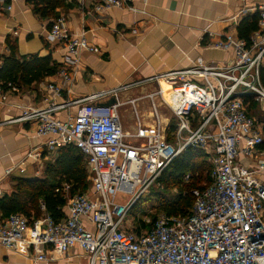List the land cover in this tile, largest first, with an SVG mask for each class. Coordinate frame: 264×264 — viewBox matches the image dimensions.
Instances as JSON below:
<instances>
[{"label":"built area","instance_id":"1","mask_svg":"<svg viewBox=\"0 0 264 264\" xmlns=\"http://www.w3.org/2000/svg\"><path fill=\"white\" fill-rule=\"evenodd\" d=\"M130 1L102 0L94 8L124 7ZM259 17L260 29L251 45L232 35L215 43L234 49L230 63L219 65L197 58L192 67L146 80L157 85L145 95L154 112L155 124L150 129L139 121L137 132L127 134L120 104L99 103L117 96L119 88L63 104L23 107L11 121L35 123L37 134L47 137L51 151L69 144L79 148L92 189L69 196L68 213L58 221L46 215L30 223L21 213L10 214L0 221V244L13 250L20 245L32 247L35 264L55 260L52 252L64 254L74 246L83 249L90 264H264V182L257 178L264 173V160L256 167L239 161L240 156L264 154L261 127L247 112L243 97L252 94L264 102V5ZM48 39L64 46L72 64H77L83 50H96L83 33L69 30L63 16L52 23ZM60 73L65 82L70 80L66 69ZM130 86L134 84L123 89ZM48 88L60 92L57 85ZM3 95L0 84V102ZM159 102L176 119V141L167 138ZM69 104L78 107L75 116L62 120L54 115ZM130 136L143 140L131 143ZM188 147L204 150L212 166L210 184L192 189L195 202L190 213L161 214L148 229H131L127 216L138 192L149 189ZM12 171L8 169L7 174ZM3 194L0 177V197Z\"/></svg>","mask_w":264,"mask_h":264},{"label":"crops","instance_id":"2","mask_svg":"<svg viewBox=\"0 0 264 264\" xmlns=\"http://www.w3.org/2000/svg\"><path fill=\"white\" fill-rule=\"evenodd\" d=\"M101 1H0L1 63L4 56L14 55L19 59L38 56L50 57L52 64L58 67L56 73L30 84L9 82L4 87L0 80L4 90L0 102L3 196L13 192V179L16 177H44L46 164L55 160L59 150H49L47 137L37 134L35 123L11 121L20 115L23 107L63 104L97 91L119 88L117 96L105 97L99 103L107 104L109 99L116 98L112 104H120L119 113L127 134L137 132L139 121L150 129L155 124L154 112L151 101L145 95L155 90L157 85L146 80L169 70L192 67L197 58L219 65L230 63L234 58V49L217 47L215 43L232 35L251 45L260 29L259 8L264 5V0H132L124 7L97 11L94 7ZM59 16L66 19L72 33H83L96 47L94 52L83 50L77 56V64L71 63V57L62 44L48 39L52 23ZM247 17H258V28L252 31L249 40L241 37L238 30L241 21ZM63 69L70 74L68 82L60 73ZM261 77L264 83V67ZM49 84L59 86L60 92L48 88ZM127 84L134 86L123 89ZM251 97L246 104L247 112L257 120L264 136V102L253 95ZM131 99H136V102L131 103ZM77 108L69 104L54 115L66 120L76 115ZM158 109L166 126L167 138L176 141L175 117L161 103ZM127 140L141 143L143 139L130 136ZM261 160H264V154L239 158L241 163L252 167H256ZM10 168L13 171L7 174ZM90 183L87 191L92 189L91 180ZM71 186L66 182L62 188L68 199ZM40 207L41 216L35 220L49 215L43 201H40ZM65 212L64 217L68 213L67 204ZM4 218L6 215L0 207V221ZM86 224L93 228L90 222ZM46 251L51 252L48 248ZM51 254H55V260L38 264H90L80 246H74L64 254ZM33 255L32 247L20 245L13 250L0 244V264H35Z\"/></svg>","mask_w":264,"mask_h":264},{"label":"trees","instance_id":"3","mask_svg":"<svg viewBox=\"0 0 264 264\" xmlns=\"http://www.w3.org/2000/svg\"><path fill=\"white\" fill-rule=\"evenodd\" d=\"M48 2V0H43ZM50 4V2H49ZM258 28V17L244 18L239 27V35L249 40L252 31ZM58 67L52 64L50 57L32 56L19 59L14 55L2 58L0 80L6 84H30L35 80L56 73ZM252 94H245L247 104ZM248 110V108H247ZM257 121V120H256ZM212 166L208 154L199 148L188 147L177 156L163 171L159 182L165 187L170 183L177 186L179 194L169 206V215H188L194 205V188H204L211 182ZM89 169L82 151L75 145H63L53 162H48L42 178H14V190L10 195L0 198L3 214L25 215L29 222L41 216L40 201L45 204L47 214L54 220L62 219L66 212L68 198L63 191L66 182L72 184L70 195L82 193L90 188ZM190 177L187 179L186 176ZM151 226V225H150Z\"/></svg>","mask_w":264,"mask_h":264},{"label":"rangeland","instance_id":"4","mask_svg":"<svg viewBox=\"0 0 264 264\" xmlns=\"http://www.w3.org/2000/svg\"><path fill=\"white\" fill-rule=\"evenodd\" d=\"M159 178L149 189L138 192V198L129 211L127 226L134 231L148 229L159 215L167 214L169 206L179 194L177 186L170 183L165 187L159 182ZM257 178L264 182V173L258 174Z\"/></svg>","mask_w":264,"mask_h":264},{"label":"water","instance_id":"5","mask_svg":"<svg viewBox=\"0 0 264 264\" xmlns=\"http://www.w3.org/2000/svg\"><path fill=\"white\" fill-rule=\"evenodd\" d=\"M116 101V98L115 97H112L111 99L108 100L107 104H112Z\"/></svg>","mask_w":264,"mask_h":264}]
</instances>
